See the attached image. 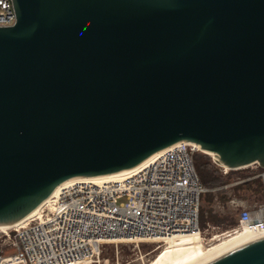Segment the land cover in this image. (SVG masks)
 <instances>
[{"label":"water","instance_id":"obj_1","mask_svg":"<svg viewBox=\"0 0 264 264\" xmlns=\"http://www.w3.org/2000/svg\"><path fill=\"white\" fill-rule=\"evenodd\" d=\"M0 225L178 142L264 169V0H12ZM204 264H264V235Z\"/></svg>","mask_w":264,"mask_h":264},{"label":"built area","instance_id":"obj_2","mask_svg":"<svg viewBox=\"0 0 264 264\" xmlns=\"http://www.w3.org/2000/svg\"><path fill=\"white\" fill-rule=\"evenodd\" d=\"M15 20L12 0H0V27ZM197 151L195 144L178 142L128 174L62 186L34 215L3 232L0 264H91L105 243L138 246L178 233L195 232L201 242L244 228L264 235V202L242 209L233 227L202 235L200 196L206 188L193 163Z\"/></svg>","mask_w":264,"mask_h":264},{"label":"rangeland","instance_id":"obj_3","mask_svg":"<svg viewBox=\"0 0 264 264\" xmlns=\"http://www.w3.org/2000/svg\"><path fill=\"white\" fill-rule=\"evenodd\" d=\"M202 156L210 161L218 168V171L221 175L229 174L226 168H223L216 163L213 162L212 156L209 154H205L201 151H198ZM198 153V154H199ZM239 173H245L248 175V178L260 176V174L264 173V171H259L256 164H252L246 166L242 169H239ZM257 172L255 175H251V173ZM231 174V173H230ZM238 174L235 171L232 174V178H235V175ZM264 181V178L261 177ZM240 181V180H239ZM238 179L232 180L231 182L224 184L217 188H206L207 192L213 193V199L211 202H207L201 199L200 208L204 209H212V212L218 214L220 217H227L226 220L222 223H212L208 221L205 223V226L202 227L199 223V227L202 231V235L209 236L210 233L221 232L226 229L233 227L235 224L231 222L233 219L237 222L239 212L244 209H254L257 204L264 202V200L259 199L256 194L251 196H247L244 199L237 198L233 195L232 186L239 182ZM218 189H221L222 192H217ZM205 191V192H206ZM220 194H224L226 196V200L220 199ZM3 232H0V248ZM215 240L209 241L206 237L204 241H202L204 247H209ZM168 244L166 242H141L138 243V246H135L132 243H105L102 247V251L100 253L99 261L91 264H149L150 261L162 250L166 248Z\"/></svg>","mask_w":264,"mask_h":264},{"label":"bare ground","instance_id":"obj_4","mask_svg":"<svg viewBox=\"0 0 264 264\" xmlns=\"http://www.w3.org/2000/svg\"><path fill=\"white\" fill-rule=\"evenodd\" d=\"M163 150L154 153L140 164L126 170H122L107 175L94 176V177H77L66 180L65 182L58 185L56 189L52 192V194H55L62 186L70 184L72 182L84 181V180L87 181L112 180L124 174H128L140 168L142 165L147 163L149 160L153 159ZM48 198L44 200L42 204L45 203L48 200ZM38 208L39 206L36 207L26 217H24L23 219H21L16 223L9 225H0V232H5L8 229H12L16 227L18 224L22 223L23 221L34 215L38 210ZM258 236L259 235L257 233H254L244 228V229H240L236 233H232L231 235L219 237L218 239L215 240L214 243H212L209 247L206 248L203 246V243L200 240V236L195 232L174 234L173 236L165 239L168 245L164 250L160 251L150 261L149 264H204L205 262L213 258H216L224 253H227L257 238Z\"/></svg>","mask_w":264,"mask_h":264},{"label":"trees","instance_id":"obj_5","mask_svg":"<svg viewBox=\"0 0 264 264\" xmlns=\"http://www.w3.org/2000/svg\"><path fill=\"white\" fill-rule=\"evenodd\" d=\"M199 152H195L193 154V163L195 167V171L197 177L201 184L206 188H217L224 184L231 182L233 179L239 182L235 183L232 186L233 195L237 198L244 199L247 196H251L256 194L259 199L264 200V181L261 176L248 178V175L245 173H239V169H229L227 175H221L218 171V168L210 161L209 158L205 159L202 155L198 154ZM257 165V164H256ZM259 171H264L263 168L258 166ZM244 168V167H243ZM237 171L238 174L235 175V178H232V174ZM231 173V174H230ZM257 172L251 173V175H255ZM222 192L221 189H218L217 192ZM201 199L211 202L213 199L212 192H204L200 196ZM220 199L226 200V196L224 194H220ZM225 217H220L218 214L212 212V209H199V223L202 227L205 226V223L211 221L212 223H222L226 220ZM233 224H236V221L231 220Z\"/></svg>","mask_w":264,"mask_h":264},{"label":"crops","instance_id":"obj_6","mask_svg":"<svg viewBox=\"0 0 264 264\" xmlns=\"http://www.w3.org/2000/svg\"><path fill=\"white\" fill-rule=\"evenodd\" d=\"M201 199V198H200Z\"/></svg>","mask_w":264,"mask_h":264}]
</instances>
